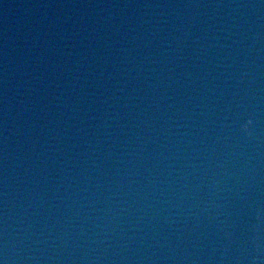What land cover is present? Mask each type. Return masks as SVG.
Instances as JSON below:
<instances>
[{
  "label": "water",
  "instance_id": "water-1",
  "mask_svg": "<svg viewBox=\"0 0 264 264\" xmlns=\"http://www.w3.org/2000/svg\"><path fill=\"white\" fill-rule=\"evenodd\" d=\"M0 264H264V0H0Z\"/></svg>",
  "mask_w": 264,
  "mask_h": 264
}]
</instances>
